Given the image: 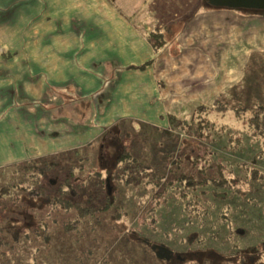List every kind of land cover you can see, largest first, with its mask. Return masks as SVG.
Listing matches in <instances>:
<instances>
[{"label":"crops","instance_id":"1","mask_svg":"<svg viewBox=\"0 0 264 264\" xmlns=\"http://www.w3.org/2000/svg\"><path fill=\"white\" fill-rule=\"evenodd\" d=\"M208 6L0 0V140L12 136L10 124L37 123L29 129L34 144L21 132V149L9 152L6 142L0 164L79 148L121 121L164 123L167 115L182 117L209 106L219 89L234 88L250 54L264 50V16ZM166 25L174 28V55L171 46L155 50L146 38ZM149 60L142 70L124 69ZM85 99L93 124L82 128L71 116L80 115Z\"/></svg>","mask_w":264,"mask_h":264},{"label":"trees","instance_id":"2","mask_svg":"<svg viewBox=\"0 0 264 264\" xmlns=\"http://www.w3.org/2000/svg\"><path fill=\"white\" fill-rule=\"evenodd\" d=\"M202 1L209 5L206 0ZM237 11L264 16V10L237 9ZM170 31L171 27L168 25L157 27L149 30L146 38L155 50L165 48L167 42L169 43L167 37L171 34ZM150 62L151 60L124 69L142 70ZM83 101L85 104L78 110L80 116L85 118L82 128L93 124V108L90 101L88 99ZM228 109L226 102L216 100L212 107H196L188 118L167 115L166 120L169 126L161 130V133L170 139L172 149L181 151L180 156H176L175 165L169 171L165 169L163 173L169 172L167 182L172 183L175 190H178L176 195L179 198L186 200L182 209L187 216L186 220L196 221L195 226L199 229H205L208 219V210L203 206L208 202L200 200V197L206 194L203 188L208 186L211 189H221L223 192L220 193L223 195L227 192H243L240 185L233 184L235 177L226 159V154L233 153L241 141L237 137L234 139V135L230 133L225 142L221 143L227 126L225 124L219 126L214 119L209 118L214 111L223 116ZM232 114L235 119L242 120V127H245L244 133L251 139L264 138V106H243L233 109ZM121 122L103 130L101 139L103 142L107 140V151L103 155L99 154L98 167H96L98 169L90 170L87 174L77 175L93 158V141L88 148L80 147L50 153L38 158L4 164L0 168V180L5 181L0 182V264H11L8 262L10 252L14 251L16 242H20V236L28 231L34 232L36 236L56 235L60 239L63 232V234L73 235L86 224L85 222L96 224L103 219L101 212L109 210L113 201L106 191L100 198L102 193L98 187L101 186L102 191L105 190L106 178L111 179L112 182H127L137 174L136 171L144 170L139 159L129 150L128 144L119 141L120 136L108 138L113 129L118 132ZM115 169H121L124 179L121 178L122 174L115 172ZM64 171L66 172L60 175ZM154 171L155 173L148 175L144 181L158 182L163 177L164 174L159 172L160 170L156 168ZM251 177L253 180H263L261 187L264 191V171L252 168ZM89 182L95 183L90 186ZM193 193L195 198L190 200ZM161 194L162 192H153L152 199L156 202ZM150 209H153V206ZM150 221L154 222L155 219L152 218ZM151 228L154 230V227ZM223 230L224 233H221V237L217 240V247L228 246L224 255L213 248L202 252V243L204 240L207 241L206 235L197 237L198 241L192 236L187 237L186 240L180 239L181 245H187V250L183 252L182 264H246L241 261L243 247L253 246L254 242H249L248 239L242 240L243 230L241 234L233 227L224 226ZM59 233L61 235L58 236ZM251 235L252 241L259 240L257 247L261 246L258 245L259 243L264 244V235L260 238L253 232ZM174 237H177V230ZM137 240L136 242L139 243L140 240L141 244L136 243L133 246L135 250H138L133 254L140 257L145 253V244L150 245V243L145 236ZM46 244L48 245L49 242ZM259 250L261 253L259 262L255 264H264V260H260L264 256V245ZM84 252L87 253L84 256L85 259L91 258L93 249L89 247ZM93 258L95 263L98 258L94 255ZM149 263L159 264L158 261L155 263L154 259Z\"/></svg>","mask_w":264,"mask_h":264},{"label":"rangeland","instance_id":"3","mask_svg":"<svg viewBox=\"0 0 264 264\" xmlns=\"http://www.w3.org/2000/svg\"><path fill=\"white\" fill-rule=\"evenodd\" d=\"M198 1L205 4L202 0ZM168 26L171 27V34L167 37L170 42H167L165 47L171 46L169 53L174 55L178 49L171 42H176V36L173 25ZM249 54L248 52L247 55ZM243 73L244 76L234 84V88L222 93L219 89L214 100L209 104L212 107L216 100L226 102L229 106L228 111L223 116L214 111L209 115V118L214 119L219 126L223 124L227 126L221 143L225 142L230 133L234 135V139L237 137L241 141L236 150L232 149L235 152L226 154V159L227 165L232 169L235 177L233 184L240 185V189L245 193L238 191L237 193L227 192L223 195L220 193L223 192L221 189H211L208 186L203 188L202 190L206 191V194L202 195L200 200H207L208 202L207 205H203L208 210L205 229L196 228L197 222L194 220H186L187 216L182 210L186 200L179 198L176 195L178 190H175L172 183L167 182L169 172L163 173L165 169L169 171L175 165L176 156H180L181 153L179 149L173 150L170 139L161 133V130L167 129L169 126L168 122L151 125L133 119L125 120L119 123L118 132L113 129L108 138L120 136L119 141L128 144L129 150L139 159L144 170L136 171L137 174L127 182H112L111 179H108V182L104 183L105 190L103 191L101 186L98 187L102 193L100 198L104 196V191H106L113 201L109 210L101 212L103 219L96 224L92 222L90 224L89 222L83 223L84 225L73 235L63 234L64 232L61 233L62 235L59 233L60 239L56 235H51V237L48 235L36 236L31 231L23 232L25 235L20 236V242H16L14 251L10 252L9 261H7L11 264H150L149 262H153L154 259L155 263L158 261L159 264H166L167 261L163 260L165 256L155 258V252L151 249L152 244H163L168 247L173 251L170 261L177 262V256L182 258L183 252L187 250V245H181L179 240H186L187 237L192 236L194 240L198 241L197 239L201 238V235L207 237V241L204 240L202 243L203 253L213 248L219 254L223 253L224 255L228 246L217 247V240L221 237V233H224V226L233 227L239 234L243 230L242 240L248 239L249 242H254L253 246H256L259 240L252 241L251 233L253 232L258 238L264 235V191L261 187L263 180H253L251 169L256 168L264 171V138L251 139L247 136L244 133L245 127H242V120L235 119L232 110L243 106H264V50L262 53L250 54ZM103 78H105V74ZM106 78L108 79V77ZM214 86L216 85L214 84ZM49 109L54 111L53 108ZM194 110L190 109L188 110L189 113L177 118H188ZM77 114L76 112L71 117L75 119L76 123L81 122L79 125H82V121L77 119ZM78 117L80 120L81 116ZM10 125L12 130H8V133L12 136L6 140H0V148L6 146L7 142L10 147L6 150L9 152H16L21 149L18 146L21 132L26 134L27 142L34 144V141L30 140L29 129L33 126L36 127L37 123H33V126L27 123V129L23 126L18 128L15 124ZM33 134L35 135L34 132ZM101 134L93 140L92 160L84 166V170L78 172V176L80 173L87 174L90 170L98 169L96 167H98L99 156L107 151V140L103 142ZM90 143L87 142L80 147L88 148ZM2 167L3 164H0V168ZM63 167L66 166L63 164ZM156 168L164 174L163 177L158 182L144 181L148 175L155 173ZM65 172L60 173V175ZM115 172L122 174L121 178L124 179L121 169H115ZM0 182L5 181L0 180ZM93 183L95 182H89L90 186ZM153 192H162L156 202L152 199ZM192 198H195L194 193L190 196V200ZM152 206L153 209H150ZM146 210L149 211L145 213ZM152 218L155 219L154 222L150 221ZM141 221L142 224H140ZM151 227H154V230ZM176 230L177 237L173 238ZM143 236L150 245L145 244V253L136 257L133 253L138 250H135L133 246L137 243V238ZM46 242L49 244L47 245ZM137 244H141L140 240ZM258 245L261 246L243 247V250L255 249L258 252L264 244L259 243ZM89 247L93 249V253L91 258L85 259L84 256L87 253L84 250ZM93 255L98 258L95 263H93ZM258 260L257 262H259ZM260 260H264V256ZM180 263L177 262V264Z\"/></svg>","mask_w":264,"mask_h":264},{"label":"water","instance_id":"4","mask_svg":"<svg viewBox=\"0 0 264 264\" xmlns=\"http://www.w3.org/2000/svg\"><path fill=\"white\" fill-rule=\"evenodd\" d=\"M210 6L216 8L226 9H253V10H264V0H206ZM108 182V178H106ZM151 248L155 250L157 258H163L166 255L168 258L171 255V250L164 245H152ZM164 248L167 250L165 251Z\"/></svg>","mask_w":264,"mask_h":264},{"label":"flooded vegetation","instance_id":"5","mask_svg":"<svg viewBox=\"0 0 264 264\" xmlns=\"http://www.w3.org/2000/svg\"><path fill=\"white\" fill-rule=\"evenodd\" d=\"M152 245H157V244H152ZM151 245V246H152ZM152 249V248H151ZM153 250V249H152ZM164 250L166 251L167 249L164 248ZM153 252H155V250H153ZM260 250L258 252H256V250H251V251H247V250H242V258H241V261L243 263H246V264H255L260 256ZM173 253H171V255L167 258L166 255L164 257V259L169 263V264H177L181 262L182 264V261L183 259L180 258L179 256H177L178 258V261L177 262H171V257H172Z\"/></svg>","mask_w":264,"mask_h":264}]
</instances>
